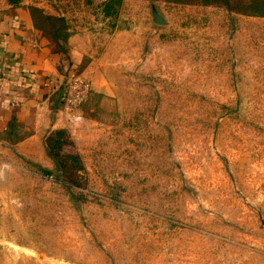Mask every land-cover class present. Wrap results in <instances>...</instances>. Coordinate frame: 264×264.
Segmentation results:
<instances>
[{"label":"rangeland","instance_id":"rangeland-1","mask_svg":"<svg viewBox=\"0 0 264 264\" xmlns=\"http://www.w3.org/2000/svg\"><path fill=\"white\" fill-rule=\"evenodd\" d=\"M10 12L83 62L47 160L0 164V264H264V0H0Z\"/></svg>","mask_w":264,"mask_h":264},{"label":"crops","instance_id":"crops-1","mask_svg":"<svg viewBox=\"0 0 264 264\" xmlns=\"http://www.w3.org/2000/svg\"><path fill=\"white\" fill-rule=\"evenodd\" d=\"M75 54L73 47L53 50L29 13L0 19V164L10 156L47 160L44 140L63 114L58 92L83 62Z\"/></svg>","mask_w":264,"mask_h":264},{"label":"built area","instance_id":"built-area-1","mask_svg":"<svg viewBox=\"0 0 264 264\" xmlns=\"http://www.w3.org/2000/svg\"><path fill=\"white\" fill-rule=\"evenodd\" d=\"M68 94L63 96V100L67 99L73 103L74 106H78L85 102L88 98L90 87L82 79H74L68 85Z\"/></svg>","mask_w":264,"mask_h":264},{"label":"water","instance_id":"water-1","mask_svg":"<svg viewBox=\"0 0 264 264\" xmlns=\"http://www.w3.org/2000/svg\"><path fill=\"white\" fill-rule=\"evenodd\" d=\"M156 19L158 22L162 21V18L160 17V15H156Z\"/></svg>","mask_w":264,"mask_h":264}]
</instances>
